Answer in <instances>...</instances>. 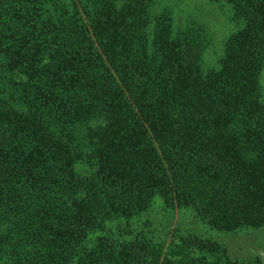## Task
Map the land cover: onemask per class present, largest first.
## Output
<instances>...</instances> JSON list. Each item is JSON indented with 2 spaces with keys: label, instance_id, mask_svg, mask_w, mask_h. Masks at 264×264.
Wrapping results in <instances>:
<instances>
[{
  "label": "trees",
  "instance_id": "trees-1",
  "mask_svg": "<svg viewBox=\"0 0 264 264\" xmlns=\"http://www.w3.org/2000/svg\"><path fill=\"white\" fill-rule=\"evenodd\" d=\"M225 2L210 66L161 0H0V264H246L122 226L161 198L264 228V0Z\"/></svg>",
  "mask_w": 264,
  "mask_h": 264
},
{
  "label": "rangeland",
  "instance_id": "rangeland-1",
  "mask_svg": "<svg viewBox=\"0 0 264 264\" xmlns=\"http://www.w3.org/2000/svg\"><path fill=\"white\" fill-rule=\"evenodd\" d=\"M161 2L171 8L176 6V27H186L187 24L195 22L208 33L211 37L207 55L210 66H213V60L220 55L216 54V50L221 53L226 39L244 26L243 22L235 17L233 7L225 0H161ZM119 224L112 225V231L120 232V227L117 228ZM122 224L129 228L127 236L143 232L159 242H178L188 236L218 240L221 243V250L227 251V254L209 255L212 260L217 258L220 261L249 264L257 262L261 256L264 257V228L220 232L203 223L192 209L170 208L161 198H157L147 211L135 216L130 226L127 222Z\"/></svg>",
  "mask_w": 264,
  "mask_h": 264
}]
</instances>
